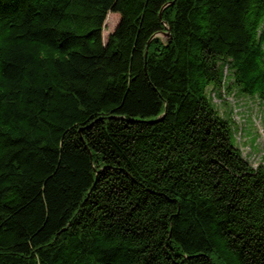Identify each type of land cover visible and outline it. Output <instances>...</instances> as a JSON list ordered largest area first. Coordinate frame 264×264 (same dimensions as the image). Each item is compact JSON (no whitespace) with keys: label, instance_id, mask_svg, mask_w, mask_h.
Segmentation results:
<instances>
[{"label":"trees","instance_id":"trees-1","mask_svg":"<svg viewBox=\"0 0 264 264\" xmlns=\"http://www.w3.org/2000/svg\"><path fill=\"white\" fill-rule=\"evenodd\" d=\"M234 88L264 121V0H0V264H264Z\"/></svg>","mask_w":264,"mask_h":264},{"label":"rangeland","instance_id":"rangeland-1","mask_svg":"<svg viewBox=\"0 0 264 264\" xmlns=\"http://www.w3.org/2000/svg\"><path fill=\"white\" fill-rule=\"evenodd\" d=\"M120 17L116 13H109L104 23L103 40L114 32ZM165 40V36L159 34ZM211 94L212 90L209 88ZM220 115L231 118L236 144L241 148L244 157L255 167L264 165V121L263 107L259 100L238 93L237 89L230 93L221 91V96L213 98Z\"/></svg>","mask_w":264,"mask_h":264}]
</instances>
